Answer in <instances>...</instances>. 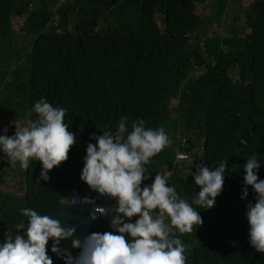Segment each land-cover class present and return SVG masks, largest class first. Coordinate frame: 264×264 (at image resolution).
Segmentation results:
<instances>
[{
  "label": "trees",
  "instance_id": "16d2710c",
  "mask_svg": "<svg viewBox=\"0 0 264 264\" xmlns=\"http://www.w3.org/2000/svg\"><path fill=\"white\" fill-rule=\"evenodd\" d=\"M206 1L0 0V121L14 135L16 125L38 119L32 109L43 98L66 110L64 122L77 137L69 159L51 170L47 181L40 179L41 162L32 160L25 170L0 153V184L16 178L19 185L0 187V243L9 230L26 233L25 208L58 219L65 228L76 227L59 245L73 257L82 251L72 247L73 239L116 232L108 226L114 210L95 218L88 207L72 204L68 194L83 181L87 145L96 143L92 134L115 130L125 117L128 132L143 120L146 129L163 128L171 140L145 165L150 179L142 187L153 183L157 172H167L168 185L202 216L203 225H194L191 233L175 230L186 264H264V253L249 239L247 204L256 200L251 186L241 199L248 157L261 163L257 174L264 180V0L247 7L251 32L231 27L229 34L211 35L198 12ZM235 1L241 0H211L213 16L224 19ZM15 16L23 21L30 50L15 38ZM181 153L191 158L182 159ZM226 161L215 206L199 208L192 203L200 191L196 167ZM53 243L47 245L53 264H66L52 252Z\"/></svg>",
  "mask_w": 264,
  "mask_h": 264
},
{
  "label": "clouds",
  "instance_id": "9594fccd",
  "mask_svg": "<svg viewBox=\"0 0 264 264\" xmlns=\"http://www.w3.org/2000/svg\"><path fill=\"white\" fill-rule=\"evenodd\" d=\"M32 111L38 119L23 128L16 125L12 136L0 135V148L13 166L19 162L27 170L30 161L41 162L40 179L47 181L50 180L48 173L69 159L77 137L64 122L65 109L53 107L42 98ZM92 139L96 143L87 145L81 180L93 191L117 200L118 207L114 209L101 206L95 209L107 215L109 210L115 211L111 220L116 232H94L83 241L73 239L72 247L82 249L73 257L59 245L76 233V227L65 228L58 219L25 208L22 213L29 217L26 233L16 234L11 230L5 233L6 239L0 243V264H53L47 254L50 239L54 241L52 252L62 256L66 264H186L185 247L175 230L180 234L191 233L194 225H203L202 216L168 185L167 172H157L153 183L142 187L150 179L145 165L171 144L164 129H146L145 122L138 120L128 132L126 118L121 117L115 130H103L102 135L93 133ZM260 166L255 156L246 160L241 199L247 198L248 186H251L256 200L247 204L249 239L252 247L264 253V180L257 174ZM227 168V161L216 167L206 164L196 167L195 185L200 191L193 197V204L204 209L215 206L216 198L223 191ZM135 216L139 218L131 222ZM166 218L170 224L165 222ZM24 228L21 224L18 229ZM127 236L132 238L131 242Z\"/></svg>",
  "mask_w": 264,
  "mask_h": 264
},
{
  "label": "rangeland",
  "instance_id": "374dc122",
  "mask_svg": "<svg viewBox=\"0 0 264 264\" xmlns=\"http://www.w3.org/2000/svg\"><path fill=\"white\" fill-rule=\"evenodd\" d=\"M254 0H241L235 1V4L231 7L230 13L221 21L217 20L213 16V6L211 4V0L206 1L198 8V12L203 15L208 20V27L210 28L208 34H214L219 31L224 32L225 34H229L231 30H227V28L236 27V29L242 33L246 34L252 31V27L249 23V10L248 6ZM36 6V5H35ZM34 5L31 8L35 7ZM14 26L16 31V40L21 43L25 49L30 50L31 48V40L30 37L23 30V21L19 16L14 17ZM238 33V32H237ZM207 35V36H209ZM206 36V37H207ZM199 70V69H198ZM197 70V71H198ZM196 71V72H197ZM198 74V72H197ZM2 129L0 130V135H8L10 134L4 131L5 128H8L9 125L5 122L0 121ZM0 153H4L2 148H0ZM18 180L16 178L10 179L8 183L0 184V187L3 189L15 190L17 188Z\"/></svg>",
  "mask_w": 264,
  "mask_h": 264
},
{
  "label": "built area",
  "instance_id": "2783aa9c",
  "mask_svg": "<svg viewBox=\"0 0 264 264\" xmlns=\"http://www.w3.org/2000/svg\"><path fill=\"white\" fill-rule=\"evenodd\" d=\"M179 157L182 159L191 158L190 154H188V153H181L179 155ZM183 161H186V160H177V162H183ZM88 188H89L88 192H83L80 189L79 182H78L76 184V186L70 190L68 200L72 204L82 205L84 207H88L92 214L95 213V215L93 214V216H96L97 218H106L109 216L107 214H101L99 212H95V209L97 206H101V207H104L106 209H114V208L118 207V202L115 198H111L107 195H101L98 192L93 191L89 186H88ZM85 198H87V199H85ZM109 214H110V210H109ZM108 226L110 228H114V227H112V220L109 221Z\"/></svg>",
  "mask_w": 264,
  "mask_h": 264
},
{
  "label": "water",
  "instance_id": "95a60500",
  "mask_svg": "<svg viewBox=\"0 0 264 264\" xmlns=\"http://www.w3.org/2000/svg\"><path fill=\"white\" fill-rule=\"evenodd\" d=\"M79 187H80V189H81L82 191H84V192H87V191H88V187L84 184L83 181H80V182H79Z\"/></svg>",
  "mask_w": 264,
  "mask_h": 264
}]
</instances>
